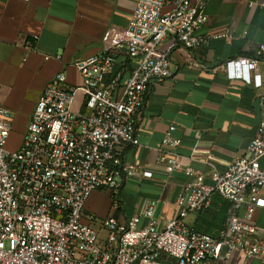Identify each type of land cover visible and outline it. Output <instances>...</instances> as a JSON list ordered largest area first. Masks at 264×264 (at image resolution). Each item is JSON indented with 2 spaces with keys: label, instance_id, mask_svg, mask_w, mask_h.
I'll use <instances>...</instances> for the list:
<instances>
[{
  "label": "built area",
  "instance_id": "obj_1",
  "mask_svg": "<svg viewBox=\"0 0 264 264\" xmlns=\"http://www.w3.org/2000/svg\"><path fill=\"white\" fill-rule=\"evenodd\" d=\"M206 5L207 0H137L113 45L73 62L80 86L70 84L64 71L49 80L18 148L7 147L12 112L0 107V264H225L235 251L264 264V226L255 220L264 208V93L256 134L223 172L211 154L209 173L182 167L176 125L167 127L158 163L190 177L177 195L176 216L160 224L156 200L126 221L103 217L100 228L86 213L96 189L116 194L126 179L152 176L150 168L125 159V147L139 142L137 123L150 87L172 74V50L208 42L209 36L198 32L208 20ZM257 66V58L240 57L220 68L229 78L260 88L261 73L251 76ZM215 191L230 201L217 236L198 231L185 218L207 209Z\"/></svg>",
  "mask_w": 264,
  "mask_h": 264
},
{
  "label": "crops",
  "instance_id": "obj_2",
  "mask_svg": "<svg viewBox=\"0 0 264 264\" xmlns=\"http://www.w3.org/2000/svg\"><path fill=\"white\" fill-rule=\"evenodd\" d=\"M259 0H207L208 20L198 32L208 42L194 49L182 45L171 52L172 74L158 80L147 95L137 123L138 144L125 147V159L152 170L151 177L126 179L114 194L96 189L86 201V213L100 228L113 215L128 220L152 200L158 203L160 224L179 213L177 195L190 180L183 169L159 164V148L167 127L175 124L181 139L176 151L182 167L206 173L213 158L217 171L242 154L256 134L262 117L259 95L264 93V5ZM137 0H0V107L12 112L11 135L18 148L35 105L49 80L64 71L68 82L82 84L73 62L113 45L132 17ZM254 2L253 4H251ZM256 2V3H255ZM161 44V49L167 45ZM258 59L263 85L229 78L220 65L230 59ZM122 56L119 57V60ZM83 95L76 93V104ZM264 167V155L260 159ZM205 181L212 183L207 175ZM230 201L215 191L210 206L190 212L186 221L198 231L217 236L224 227ZM264 226V208L255 213ZM146 223L142 219L141 225ZM225 264H260L256 257L232 252Z\"/></svg>",
  "mask_w": 264,
  "mask_h": 264
},
{
  "label": "rangeland",
  "instance_id": "obj_3",
  "mask_svg": "<svg viewBox=\"0 0 264 264\" xmlns=\"http://www.w3.org/2000/svg\"><path fill=\"white\" fill-rule=\"evenodd\" d=\"M17 140H18L17 137H15V136L13 137L12 135H10V138H9V140H8V143H7V147L10 148V149H14V148L10 147V145H11V144H15V142H17ZM101 233H102L103 235L106 234L105 231H102Z\"/></svg>",
  "mask_w": 264,
  "mask_h": 264
}]
</instances>
